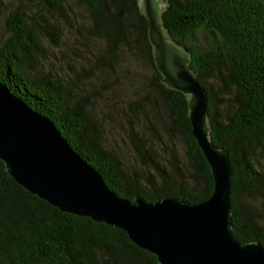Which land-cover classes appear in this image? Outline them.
I'll return each mask as SVG.
<instances>
[{
  "label": "trees",
  "instance_id": "trees-1",
  "mask_svg": "<svg viewBox=\"0 0 264 264\" xmlns=\"http://www.w3.org/2000/svg\"><path fill=\"white\" fill-rule=\"evenodd\" d=\"M86 11L85 32L103 43L92 67L102 71L126 51L150 67V103L166 138L185 145L187 171L173 150L163 160L152 140L133 130L131 146L139 173H125L106 147L90 97L74 91V80L34 68L41 54L40 33L29 28L25 13L12 10L0 39V82L29 108L48 118L68 145L96 170L105 185L131 203L173 197L194 203L206 199L212 186L208 165L190 133L185 94L161 83L148 44L147 21L136 0H77ZM50 11L58 0H40ZM161 21L167 38L188 53V68L206 95L209 141L227 153L230 233L239 243L264 245V0H162ZM55 36L49 25L42 31ZM210 36L203 45L188 42L196 33ZM32 67L34 73L27 71ZM79 69L88 78L92 69ZM84 72V73H83ZM207 80V81H206ZM136 107V108H135ZM138 106L129 109L138 118ZM146 122V120H145ZM147 124V122H146ZM134 128V127H133ZM237 193L252 202H239ZM250 201V200H249ZM0 264H158L121 229L63 213L29 194L0 164Z\"/></svg>",
  "mask_w": 264,
  "mask_h": 264
},
{
  "label": "water",
  "instance_id": "water-1",
  "mask_svg": "<svg viewBox=\"0 0 264 264\" xmlns=\"http://www.w3.org/2000/svg\"><path fill=\"white\" fill-rule=\"evenodd\" d=\"M161 83L187 98L190 133L211 176L209 196L199 202L163 197L131 203L115 195L45 116L0 82V164L25 191L67 214L125 232L158 264H264V245L237 242L230 233L227 153L208 137L206 95L187 64L188 53L165 35L162 0H136Z\"/></svg>",
  "mask_w": 264,
  "mask_h": 264
},
{
  "label": "rangeland",
  "instance_id": "rangeland-1",
  "mask_svg": "<svg viewBox=\"0 0 264 264\" xmlns=\"http://www.w3.org/2000/svg\"><path fill=\"white\" fill-rule=\"evenodd\" d=\"M58 3L60 8L50 11L40 0H0V39L6 36L5 19L8 13L12 10L23 11L29 28L40 33L43 48L40 57L37 56L33 62L34 68L41 72L49 71L58 79H73L74 91L90 97L105 145L119 158L126 174L139 173V159L129 139L133 130L152 140L161 159L164 160L168 151L173 150L186 173L183 141L179 136L166 138L159 123V119L165 120L163 112L154 107L151 111V97L147 98L150 94L146 91L153 76L151 68L124 51L117 62L111 63V69L94 70L93 57L102 49L103 43L86 34L85 8L77 0H58ZM47 23L56 28L57 33L53 32L55 36L43 34ZM209 36L207 32H198L188 42L203 46ZM82 68L84 72L92 69L86 79L84 75L77 76ZM26 69L35 72L32 67L27 66ZM133 104L138 106L137 116L143 119V125L129 111ZM260 163L264 169L263 161L260 160ZM236 198L239 202H252L249 196L241 193H237Z\"/></svg>",
  "mask_w": 264,
  "mask_h": 264
}]
</instances>
